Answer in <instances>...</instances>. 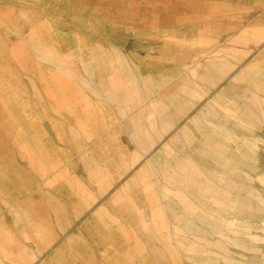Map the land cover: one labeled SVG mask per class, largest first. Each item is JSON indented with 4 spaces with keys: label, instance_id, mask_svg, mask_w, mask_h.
Listing matches in <instances>:
<instances>
[{
    "label": "rangeland",
    "instance_id": "374dc122",
    "mask_svg": "<svg viewBox=\"0 0 264 264\" xmlns=\"http://www.w3.org/2000/svg\"><path fill=\"white\" fill-rule=\"evenodd\" d=\"M84 1L0 0V264H264V0Z\"/></svg>",
    "mask_w": 264,
    "mask_h": 264
},
{
    "label": "bare ground",
    "instance_id": "6f19581e",
    "mask_svg": "<svg viewBox=\"0 0 264 264\" xmlns=\"http://www.w3.org/2000/svg\"><path fill=\"white\" fill-rule=\"evenodd\" d=\"M82 1H83V3L87 2V1H84V0H82ZM95 1H97L95 3H97L101 8H104L107 11V13H110L111 10H113V9H117V10L122 9V8H118L117 7V6H121L122 4L120 2H118V1H115V0H95ZM123 1H125V0H122V2ZM91 2H87L86 5L90 6L92 4ZM138 5L139 4H138L137 1L136 2L135 1H131L130 2V7L128 9H130V8L135 9ZM160 12H161V14H155V17L153 18V25L154 26H158L160 24L164 25V24L167 23V21H169L167 10L165 12H164V10H161ZM22 15H24V13H22V14L19 13L18 15H13L12 16L11 13H9L7 11L0 10V22L3 23L9 29V31L16 33L19 30L18 27H19V23L21 22L20 19H21ZM108 21L110 23H112L113 25H116L119 28L120 27L122 28L124 25H126L125 21H124V18H123V15H118L115 18H110ZM45 32H41V30H37V28H36V29H34V31L31 34H29L27 36L28 37L27 40H31V42H35L36 43V45H35L36 48H38L40 50V49H42V47L46 43V41H48L51 38V36L50 37H46L45 36ZM54 43L57 44V41H54ZM49 44H51V43L49 42ZM56 44H54V45L52 44V46L54 47L55 53H57L58 61L64 62L67 65H70V67L71 66L74 67L75 63H74V60H73L72 55H71V52H70L69 48L67 47V45L73 46V44H78L81 47H85L86 45L89 44V42H88V40L86 39L85 36H80L78 40H75V43L74 42L73 43L72 42L71 43L67 42L65 44L64 43L62 44L60 42L59 46H57ZM28 58L29 57L26 56L24 58V60H23L24 61L23 65L25 67L31 65V62H30V60ZM3 62H5V61H0V65H4ZM109 72H111V71H109ZM106 74H108V73H106ZM118 76H119V74H118ZM45 79L46 80L48 79L46 75L43 76V80H45ZM112 81H113V77H105L104 78L105 85H107V86ZM57 84L60 85V86L65 85V84L62 83V81L60 83H57ZM69 87L70 86H68V85L65 86V88H66L65 97L66 98L64 99V101H61V102L58 101V103L56 104V107L59 110H65L69 114V116L72 117V118H73V116H78L79 117L80 113H81V112H79L80 107H78V105L76 104L77 103L76 100H75L76 103L72 100L77 95V93L73 92L72 89H69ZM0 93H1V89H0ZM79 100L83 101L82 98H79ZM73 103H75L76 107L69 108V107H71V104H73ZM60 105H66V106H65V108H62V107H60ZM89 111H91V110L90 109L83 110L82 112L84 114L81 115V116H91L92 113H89ZM89 119H90V117H89ZM80 122H82V120ZM27 147L28 146L26 145L25 147H23V149L27 151V149H28ZM6 157H8V154H7ZM0 163L2 164L4 162L1 161ZM158 166L159 165H156V167H158ZM6 170H7V168H4V167L0 166V171L1 172H4V171L6 172ZM0 176H2V175H0ZM229 189H230L229 187H214V186L209 188L210 191L216 192L217 190H219V191H221V193H223L224 191H227ZM156 216H157V219L159 221H161L163 219L164 214L159 211V212L156 213ZM90 224H94V223L91 221ZM207 238H208V236H206L204 238H201V239L197 238V241H204ZM205 253H207V250L205 251ZM123 263L124 262L119 263V264H123Z\"/></svg>",
    "mask_w": 264,
    "mask_h": 264
},
{
    "label": "crops",
    "instance_id": "0c3cea01",
    "mask_svg": "<svg viewBox=\"0 0 264 264\" xmlns=\"http://www.w3.org/2000/svg\"><path fill=\"white\" fill-rule=\"evenodd\" d=\"M254 35L258 42H264V27L255 28Z\"/></svg>",
    "mask_w": 264,
    "mask_h": 264
}]
</instances>
